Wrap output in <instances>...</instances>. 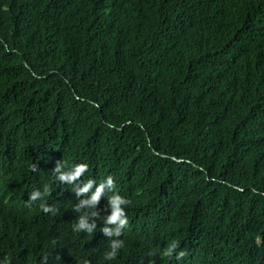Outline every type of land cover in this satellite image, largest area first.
<instances>
[{
  "label": "trees",
  "instance_id": "1",
  "mask_svg": "<svg viewBox=\"0 0 264 264\" xmlns=\"http://www.w3.org/2000/svg\"><path fill=\"white\" fill-rule=\"evenodd\" d=\"M0 264H264V0H0Z\"/></svg>",
  "mask_w": 264,
  "mask_h": 264
},
{
  "label": "clouds",
  "instance_id": "2",
  "mask_svg": "<svg viewBox=\"0 0 264 264\" xmlns=\"http://www.w3.org/2000/svg\"><path fill=\"white\" fill-rule=\"evenodd\" d=\"M32 170L36 171L37 166L33 165ZM88 170V165L85 163L77 164L72 167L68 171H64V165H62L59 161L57 162L55 168L53 169L54 174L56 175V179L61 183L66 184H76L77 181L83 176V174ZM95 181L88 180L86 183L82 185L76 184L74 188V192L76 197L79 199L82 196L87 195L89 192H92ZM115 189V181L112 176H109L105 182L99 184L98 187L95 188V191L92 192L90 198L79 199V203L75 206V211L80 212L82 209H96L101 201V197L104 195L105 191H113ZM49 190L47 187L44 188V192L33 191L30 193L29 199L30 201H36L38 199H42L43 195H48ZM130 203L129 200L123 198L119 194H113L108 198V207H110L111 213L106 216L104 219V227L102 228V233L109 238L115 237L116 239L110 240V251L105 253L106 260H113L118 254L119 249L124 246V242L118 239L122 233L123 229L128 226V219L126 216V212L124 207ZM42 211L45 213L53 211L52 207L46 205L45 203H41L40 205ZM93 216H98L99 211H94L92 213ZM96 228L95 222L90 223L88 213L86 212L84 215L79 216L78 223L74 224L73 231L81 232L86 231L87 233H93ZM178 243L173 241L164 251V256H171L177 249ZM186 255L185 252L181 251L177 254L176 258L182 259Z\"/></svg>",
  "mask_w": 264,
  "mask_h": 264
}]
</instances>
